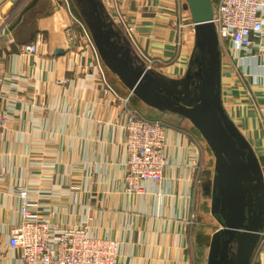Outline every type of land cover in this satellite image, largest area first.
I'll return each instance as SVG.
<instances>
[{
	"label": "crops",
	"instance_id": "obj_1",
	"mask_svg": "<svg viewBox=\"0 0 264 264\" xmlns=\"http://www.w3.org/2000/svg\"><path fill=\"white\" fill-rule=\"evenodd\" d=\"M30 1L0 0V113L8 120L0 128V264H18L19 252L6 245L8 228L19 221L18 188L38 201L45 218L50 214L61 226L86 222L90 235L118 241L120 264H208L211 238L221 224L211 212L209 169L215 159L198 129L132 94L131 108L151 119L169 117L170 162L163 180L146 182L140 194L127 193L123 119L119 102L102 85L85 36L94 43L88 27L69 0L83 28L63 0H38L10 29ZM101 1L130 43L131 55L153 59L150 68L158 75L180 80L197 69L190 64L195 40L185 0H118L132 42L116 10ZM217 1L211 0L213 8ZM38 33L43 41L37 52L23 53L22 46ZM220 51L223 107L251 145L264 177L263 72L237 57L225 61ZM100 62L107 83L126 97L127 85L101 57ZM253 262L264 264V244Z\"/></svg>",
	"mask_w": 264,
	"mask_h": 264
},
{
	"label": "water",
	"instance_id": "obj_2",
	"mask_svg": "<svg viewBox=\"0 0 264 264\" xmlns=\"http://www.w3.org/2000/svg\"><path fill=\"white\" fill-rule=\"evenodd\" d=\"M38 0L18 14L13 29ZM194 24L197 69L169 80L131 55L130 43L107 17L101 0H90L92 38L104 63L130 92L155 108L188 119L215 159L211 212L221 228L211 238L208 264H250L264 230V177L251 145L227 115L221 97V51L211 0H185ZM81 7V6H79ZM138 58V59H137Z\"/></svg>",
	"mask_w": 264,
	"mask_h": 264
},
{
	"label": "built area",
	"instance_id": "obj_3",
	"mask_svg": "<svg viewBox=\"0 0 264 264\" xmlns=\"http://www.w3.org/2000/svg\"><path fill=\"white\" fill-rule=\"evenodd\" d=\"M63 1L70 16L76 20L67 0ZM108 1L111 9L116 10L121 28L132 42V27L118 13V0ZM76 22L83 28L78 20ZM211 22L219 47L228 54V58L237 57L240 61L253 64L264 75V0H218L213 8ZM191 25L194 30V24ZM85 36L94 53L102 85L119 102L118 115L123 119L122 128L125 132L124 189L129 194H140L145 190L146 182L155 184L163 180V171L170 162L165 152L166 124L131 108V92L126 97H120L110 87L96 46L86 33ZM41 41L42 34H36L34 42L22 46L23 53L35 54ZM140 57L147 67L154 64L150 57L144 54ZM7 121L6 114L0 113V128H4ZM16 195L21 201L19 221L8 228L6 245L19 252L18 264H120L118 241L90 235L86 222L61 226L51 221L50 214L45 218L40 204L29 197L26 188H18ZM263 244L264 230L258 245ZM253 258L250 264H255Z\"/></svg>",
	"mask_w": 264,
	"mask_h": 264
},
{
	"label": "rangeland",
	"instance_id": "obj_4",
	"mask_svg": "<svg viewBox=\"0 0 264 264\" xmlns=\"http://www.w3.org/2000/svg\"><path fill=\"white\" fill-rule=\"evenodd\" d=\"M69 2H70V5L72 7L71 9H73L74 14L84 25H86L88 27V31H90V29H89L90 24H93L92 26L96 27V25L94 24L95 23L94 22L95 16L93 15V13L91 11L90 0H69ZM79 6H81V7H79ZM78 7L80 9L79 11H77ZM89 34L91 35V37H93L92 36L93 34L91 31ZM222 52L224 53L225 61H227L228 60V54L225 53V51H222ZM155 117L158 118L160 121H162L165 124H167V121H169V117L166 115L165 116L159 115V116H155ZM214 164H215V160H212L211 167H210L211 169H209L210 173L214 172ZM213 223H215V222L213 221Z\"/></svg>",
	"mask_w": 264,
	"mask_h": 264
}]
</instances>
